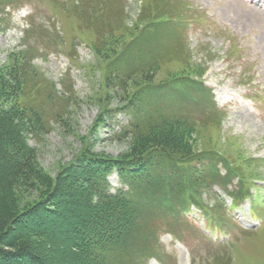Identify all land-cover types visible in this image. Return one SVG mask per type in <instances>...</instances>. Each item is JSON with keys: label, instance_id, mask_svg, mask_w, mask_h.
Here are the masks:
<instances>
[{"label": "rangeland", "instance_id": "rangeland-1", "mask_svg": "<svg viewBox=\"0 0 264 264\" xmlns=\"http://www.w3.org/2000/svg\"><path fill=\"white\" fill-rule=\"evenodd\" d=\"M13 1V8L0 13V66L34 47L31 65L40 77L30 78L23 103L43 113L42 133L29 140L42 168L54 177L84 149L114 158L126 153L130 141L120 127L132 122L133 109L120 97L107 98L108 62L90 50L97 41L93 29L78 27L72 14L75 2L82 0ZM116 1L126 19L111 41L120 38L121 44L138 34L132 31L147 0ZM181 2L187 7L186 20L156 28L144 46L147 51L134 55L139 56L134 68L159 61L151 69L152 83L144 85L134 76L129 95L141 99V120L151 116V121L174 117L187 122L194 131L195 155L201 163L214 160L204 163L207 187L195 176L200 171L195 173L191 160L180 162L182 178L178 186L166 187L167 203L149 205L145 240L139 245L144 255L134 263L116 264H264V13L251 0ZM118 8L112 13L108 7L113 21L120 16ZM42 33L48 44L37 40ZM122 70L130 72L127 66ZM100 118L105 122L98 123ZM110 182L113 189L127 190L116 173ZM223 187L242 197L254 192L263 219L252 214L248 202L230 209L231 217L254 231L243 233L227 221L223 207L231 208V200L225 199ZM151 194L147 197L155 199ZM185 195L230 223L231 231H217L222 239L226 236L225 245L208 242L197 225L166 214V208L179 209Z\"/></svg>", "mask_w": 264, "mask_h": 264}, {"label": "trees", "instance_id": "trees-1", "mask_svg": "<svg viewBox=\"0 0 264 264\" xmlns=\"http://www.w3.org/2000/svg\"><path fill=\"white\" fill-rule=\"evenodd\" d=\"M15 4L0 0V13ZM109 6L112 13L115 6L122 9L118 8L121 12L116 21L109 18ZM73 7L77 26L92 28L97 36L96 43L89 45L91 52L108 62L104 85L107 98L120 97L133 109L132 122L127 128L120 127L130 145L117 158L84 149L56 176L49 175L29 143L44 129L43 113L23 103L30 78L40 77L39 70L31 65L34 47L18 52L0 66V264L134 263L144 255L139 245L145 240L143 229L152 209L149 205L157 202L160 208L167 203L166 187L178 186L182 178L180 162L191 160L195 173L196 168L200 171L195 176L205 187L208 184L204 163L214 159L201 163L195 155L192 126L174 117L141 120V99H133L128 90L136 80L134 76L141 77L144 85L152 83L151 69L157 58L139 67L132 65L147 51L144 46L156 28L186 20L185 3L147 0L132 31L138 34L121 44L120 38L111 41L126 19L120 2L82 0ZM42 34L37 40L48 44L49 39ZM126 66L128 73L122 70ZM99 122H105L104 118ZM114 173L127 190L112 188L109 178ZM149 194L155 199H149ZM193 201L189 195L183 196V204Z\"/></svg>", "mask_w": 264, "mask_h": 264}]
</instances>
